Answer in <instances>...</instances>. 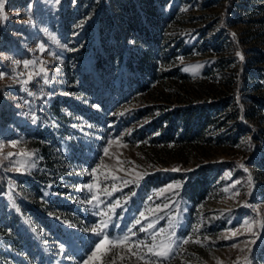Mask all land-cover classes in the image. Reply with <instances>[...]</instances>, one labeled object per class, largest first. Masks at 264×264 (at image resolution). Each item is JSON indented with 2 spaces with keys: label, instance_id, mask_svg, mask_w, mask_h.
<instances>
[{
  "label": "rangeland",
  "instance_id": "rangeland-1",
  "mask_svg": "<svg viewBox=\"0 0 264 264\" xmlns=\"http://www.w3.org/2000/svg\"><path fill=\"white\" fill-rule=\"evenodd\" d=\"M3 11L0 264H264V0Z\"/></svg>",
  "mask_w": 264,
  "mask_h": 264
},
{
  "label": "snow or ice",
  "instance_id": "snow-or-ice-1",
  "mask_svg": "<svg viewBox=\"0 0 264 264\" xmlns=\"http://www.w3.org/2000/svg\"><path fill=\"white\" fill-rule=\"evenodd\" d=\"M4 7H5V0H0V20H7L8 17L4 14ZM40 48L41 50L44 49V46L43 44L40 45ZM239 55V54H238ZM243 57H241L242 59ZM16 63H19L18 61ZM24 66L25 68H27L29 66L30 63H33L31 61H24ZM46 72H47V69H45L43 66L41 67L40 69V73H45V79H44V82L45 83H48V80H47V76H46ZM40 73H36V75H40ZM4 74L3 73H0V77H2ZM28 79L31 80L32 79V74H29L28 76ZM24 83H28V80L24 81ZM13 143V146H15L16 142H12ZM2 147V146H0ZM107 148L105 149V153H107ZM13 155V153L9 152L8 153V156L11 157ZM19 155H24V156H28V155H31V153H28L26 151L24 152H21L19 153ZM34 165H29V167H32ZM240 167H244L243 164L240 165ZM24 168V163L20 162V167L19 168H15L14 170L16 171H21L22 169ZM178 169H173V171H177ZM247 171V169H245ZM139 178H142V176H140ZM249 181H251V176H249ZM179 186V185H177ZM87 187L89 188H92L93 185H87ZM115 190V189H114ZM108 195H111V193H107ZM93 200H97L98 197L97 196H93L92 197ZM119 206V201L116 202L115 205H110V207L114 208L115 207H118ZM166 206V205H165ZM142 217L144 215V213H141L140 214ZM137 224H140V220H137L136 221ZM248 222L245 221V224H247ZM115 226V225H113ZM108 227V224L107 222H101V224H99L96 228H93L92 231L94 233H96L97 235H100L104 232V229ZM154 227V223L152 224H148L147 227H141L139 229V231L141 232H147L149 229L153 228ZM129 231H131V229H129ZM163 229H160V232L163 233ZM136 233H132V235H135ZM240 232L239 230H232V233H231V236H224L223 239H232L234 237H236L237 235H239ZM175 236V232H172L170 233L167 237H162L159 242H157V234L154 232L152 234V240H151V243L150 244H146L145 241L141 240L138 242V244L136 245L137 247H140L141 245H144L145 247L148 248V251L153 253L155 256L159 257V258H164V257H167L170 255L171 251H172V248H173V245L176 243L175 240L172 239V237ZM128 240V236H124L121 240H118V241H108V237L105 236L103 240L100 241V243H98L96 245V249H99L101 247L102 244H104L105 242H109V243H115V244H123L125 241ZM189 240L188 239H185L183 241V243H188ZM195 243H201V241L199 240H196ZM233 247H236V245H232ZM92 256H96V251L94 250L92 252ZM91 258V257H90ZM245 259H247V257H245Z\"/></svg>",
  "mask_w": 264,
  "mask_h": 264
},
{
  "label": "trees",
  "instance_id": "trees-1",
  "mask_svg": "<svg viewBox=\"0 0 264 264\" xmlns=\"http://www.w3.org/2000/svg\"><path fill=\"white\" fill-rule=\"evenodd\" d=\"M146 56H147V55H146ZM145 60H146V57L144 56V57L142 58V61L139 63V64H140V65H139V68H141V67H142V64L146 62ZM192 114H193V113H192ZM199 115H200V114H199ZM204 116H205L204 118H208L209 115L206 113ZM191 120H192V122L190 123V125H192V128L194 129V131H195V132H199V131H201L202 128H203V126H204L203 124H205L204 121L201 120V117H200V116H197L196 118L191 119ZM204 127H205V126H204ZM189 183L191 184L192 182L189 181ZM193 185H195L194 181H193ZM191 194H192V197L195 196V195H194L195 192H191Z\"/></svg>",
  "mask_w": 264,
  "mask_h": 264
}]
</instances>
